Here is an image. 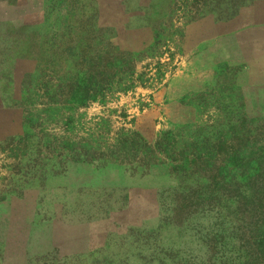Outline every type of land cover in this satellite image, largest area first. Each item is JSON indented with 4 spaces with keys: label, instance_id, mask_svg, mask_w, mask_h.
<instances>
[{
    "label": "rangeland",
    "instance_id": "rangeland-1",
    "mask_svg": "<svg viewBox=\"0 0 264 264\" xmlns=\"http://www.w3.org/2000/svg\"><path fill=\"white\" fill-rule=\"evenodd\" d=\"M2 75L0 264H264V0H0Z\"/></svg>",
    "mask_w": 264,
    "mask_h": 264
},
{
    "label": "crops",
    "instance_id": "crops-1",
    "mask_svg": "<svg viewBox=\"0 0 264 264\" xmlns=\"http://www.w3.org/2000/svg\"><path fill=\"white\" fill-rule=\"evenodd\" d=\"M23 89L17 76L0 77V151L24 137L27 111Z\"/></svg>",
    "mask_w": 264,
    "mask_h": 264
}]
</instances>
